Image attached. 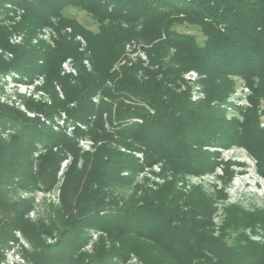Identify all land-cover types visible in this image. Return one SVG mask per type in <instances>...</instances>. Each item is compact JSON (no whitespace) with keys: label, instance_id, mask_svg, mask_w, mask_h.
<instances>
[{"label":"trees","instance_id":"1","mask_svg":"<svg viewBox=\"0 0 264 264\" xmlns=\"http://www.w3.org/2000/svg\"><path fill=\"white\" fill-rule=\"evenodd\" d=\"M8 5L24 11L12 28L26 34L21 46L8 43L11 31L4 22L13 19ZM68 9L87 13L99 32L68 16ZM45 27L59 33L55 48L32 44ZM67 28L72 35L63 33ZM76 36L88 42L90 72ZM132 40L146 45V60L129 58L121 71L113 70ZM0 46L14 55L9 61L0 57V75L15 71L30 80L44 75L47 90L53 93L60 84L66 94V101L54 97L53 107L30 105L31 111L50 117L64 110L72 124L90 126L69 138L0 103V259L19 231L32 245L24 252L32 264H115L132 254L143 264H264V244L242 232L264 230V210L230 208L216 237L214 200L198 188L185 194L172 182L127 198L114 191L131 185L145 165L162 163L175 182L212 173L222 164L218 150L231 147L246 149L264 178V0H0ZM68 58L79 68L77 78L61 75ZM193 71L204 77V98L193 96L187 78ZM237 79L252 92L251 108L236 107L242 120L228 119L223 109ZM7 130L12 134L4 140L1 132ZM82 137L102 144L82 154ZM40 147L46 153L35 158ZM121 148L142 152L144 164ZM68 155L73 160L58 223L52 228L30 223L31 200L15 202L8 193L51 190ZM223 165L226 185L237 175L234 166L245 167ZM92 235L99 239L86 253ZM46 237L56 243L47 244Z\"/></svg>","mask_w":264,"mask_h":264},{"label":"rangeland","instance_id":"2","mask_svg":"<svg viewBox=\"0 0 264 264\" xmlns=\"http://www.w3.org/2000/svg\"><path fill=\"white\" fill-rule=\"evenodd\" d=\"M9 16L13 19L5 20V26L9 27L10 34L8 36V43L11 47L21 46L25 44L27 40V36L23 32H16L12 28L21 21V16L24 13L23 10L12 7L8 5ZM67 15L77 19L82 25H84L89 30L93 31L94 33H98V25L95 21L84 11L75 10V9H68ZM186 28L180 27L178 30L185 31ZM188 30V29H187ZM191 32L198 36L200 40H203V37L199 32L194 29H190ZM63 33H67L72 35V29L67 28L63 30ZM59 39V33L57 30L51 27H45L37 32V34L32 37L31 41L33 45H39L44 43L51 48H55L57 45V40ZM75 41L80 45V52L84 55L83 66L84 68L90 72L92 71V62L90 59L91 52L89 51L88 42L82 36H76ZM147 56L146 52V45L142 42H138L132 40L126 43L124 52L119 58V60L114 64L113 70L121 71L123 67V59L128 57H138V58H145ZM0 57L4 60L9 61L13 59V53L8 50L4 49L0 46ZM65 63V64H64ZM15 72V71H13ZM194 72V71H193ZM17 73V72H16ZM197 73V72H196ZM7 74V73H6ZM19 74V73H18ZM5 74L0 75V101L1 104L4 106H8L25 116L29 117V115L34 116L31 118L32 120H36L40 124H43L45 128L51 129L53 132L56 133H63L69 138H74L75 133L78 132H89L90 126L87 124L84 126L80 124L77 126V129L72 132L71 129H68L67 132H63V128L61 130H56L55 127L52 125L56 122L57 118L63 119L65 123L71 122L70 118L68 117L69 114L67 111L59 110L57 114H53L47 116L45 113L31 111L30 105H43L46 107H53L54 106V97L58 98L61 101H66V94L60 84H54L53 93L47 90V83L46 78L44 75H40L36 77L34 80H30L28 76H21L18 77V82H29L34 83L35 80L40 83V86H21V84H17L16 82L8 81V79H3ZM61 75L64 77H72L77 78L79 76V68L76 66L75 61L72 58L66 59L61 65ZM189 76H193L195 74L188 73ZM198 77L194 81H192V88L197 90H203L202 80L203 76L197 73ZM195 78V77H193ZM236 88L235 91L232 93L234 96L236 93L243 92L244 89H249L250 94L246 96L249 105L244 107H239L240 109H247L251 108V101L250 97L252 92L250 88L246 85L243 80H236ZM100 97L98 96L97 100L100 102ZM229 99V100H230ZM75 105L70 104L69 108H74ZM231 107V109H229ZM234 104L228 101L227 105H224L223 109L227 111L228 119L237 117L238 119L242 120V116L240 115L239 110H236ZM35 113V114H34ZM48 117L52 120L51 122L47 123ZM67 117V121H66ZM30 118V117H29ZM95 117L91 118L92 125L94 124ZM141 123V121L139 120ZM62 124V123H61ZM77 124V123H76ZM109 124V123H108ZM108 124L106 127H108ZM261 127H264V117L261 120ZM12 134L11 130L1 132V136L4 140H8L9 136ZM83 140H87L89 142H93L92 144L89 142H83ZM102 142H96L90 137H82L78 139V148L80 149L81 153H90L93 154L96 152L97 148L100 147ZM114 147L115 144H112ZM214 150V149H213ZM233 151L235 154L232 156L231 159L228 161L226 155H222L221 153L220 160L222 164L219 166L221 168V172H217V168L214 172L204 174V175H186L178 178L175 182V177L171 171H166L164 165L162 163H158V168H151L148 170L149 173L146 175L141 176V172L146 167H151L145 165L144 168L134 175V180L131 185L126 187H116L114 191L117 195H122L124 197H130L137 193L138 196H141L145 191H157L161 189L166 184L174 182L176 187L183 193L189 194L194 189H200L206 196L210 199L214 200V213L212 216V224L214 235L217 237L221 234L222 228L225 224L227 219L228 210L232 207H238L242 210L247 212H256L264 210V187H262L259 183H261V175L257 171V160L252 157L246 149L244 148H237L231 147L227 149H219L218 151ZM56 151V149H55ZM121 151L126 154H131L136 157L141 164H144L145 157L142 152H130L126 149L121 148ZM46 153L45 149L40 147V151L35 153V158H38L41 154ZM244 159L242 162L238 161V159ZM72 157L68 155V157L62 162L60 166V170L57 175V184L51 190H35V191H25V190H14L8 193V198L15 201H23V200H31L32 202V209L26 216V220L30 223L38 226L43 225L48 228L54 227V222L58 223V219L60 216L61 206H62V199H61V189L65 181V176L72 163ZM250 161V169L247 167L241 168L238 167L239 174H237L234 179L231 181L229 185H226L223 181L224 178V166L226 162H234L236 164H248ZM256 162V164H255ZM156 165V164H155ZM235 170V166L233 167ZM236 171V170H235ZM251 172V174L249 173ZM242 172V173H240ZM130 173H124V176H129ZM209 175V176H206ZM206 176V177H203ZM221 194L223 196L221 197ZM242 232L249 237V239L253 242H257L260 244H264V230L260 228L251 229L247 228L242 230ZM15 239H13L7 248L1 250L2 258L0 259V264H32L24 257L25 251L33 250L31 243L29 240L19 231L14 232ZM99 236H93L90 239L88 245L84 248V252L92 253L95 247V244L98 242ZM47 244L53 245L56 243L55 239L51 237L45 238ZM20 259V260H19ZM115 264H143L142 261L139 259L138 256L132 254L129 259L118 261Z\"/></svg>","mask_w":264,"mask_h":264},{"label":"built area","instance_id":"3","mask_svg":"<svg viewBox=\"0 0 264 264\" xmlns=\"http://www.w3.org/2000/svg\"><path fill=\"white\" fill-rule=\"evenodd\" d=\"M137 59L138 57H128V58H124L123 59V66L126 64V62H127V60L126 59ZM146 58H147V56L145 57V58H141V59H143V60H146ZM65 64V63H64ZM190 73H193V74H195V75H193L192 77L191 76H189L188 74H187V78L192 82V81H194L195 79H197V77H198V75H197V73L196 72H190ZM19 75L20 74H18V73H16V72H10V73H7V74H5L3 77V79H8V81H12V82H16L17 84H21V86L23 87V86H33V85H35V86H40V83H38V81L37 80H35V82L34 83H27V82H18V77H19ZM193 77H195V78H193ZM192 84V83H191ZM193 93H194V97L195 98H197L198 97V95L200 96V97H205V94H204V92H203V90H197V91H195L194 89H193ZM250 94V91H249V89H244V91L243 92H239V93H236L234 96H232V98L229 100V102L230 103H232V104H234L235 106H237V107H244V106H247V105H249V103H248V101H247V98H246V96H248ZM97 98L98 97H96V99L94 100L95 102H98V100H97ZM0 103H1V101H0ZM129 103V102H128ZM229 109H231V107H229ZM35 114V113H34ZM29 117L30 118H34V116H31V115H29ZM52 121V120H51ZM49 119L48 120H46V122L47 123H49V122H51ZM66 121H67V117H66ZM62 123V124H61ZM52 125H53V127H55L56 128V130H61L60 128H63L62 130H63V132L65 131V132H67V130L68 129H71L72 130V132L73 131H75L76 129H77V126L78 125H80V123H77V124H72L70 121L69 122H67V123H65V121L63 120V119H59L58 120V118H57V120H56V122H54L53 123V121H52ZM83 125V124H82ZM83 142H89V141H87V140H83ZM89 143H93V142H89ZM221 153H223L222 155H226L228 158H226V160L228 161L229 159H231L232 158V156H234V152L233 151H223V150H221ZM228 155H232L231 157L230 156H228ZM243 161H244V159H242ZM242 160L239 158L238 159V161H240V162H242ZM250 161H248V164L246 163V166L245 167H247L248 169H250ZM255 164H256V162H255ZM239 166H235V170H236V172H237V174H239V170H237V168H238ZM151 168H158L157 167V164L156 165H154V166H151V167H146L142 172H141V176H143V175H146V173H149L148 172V170H150ZM241 168H244V167H241ZM217 172H221V168L219 167L218 169H217ZM249 173L251 174V172L249 171ZM206 176H209V175H206ZM206 176H203V177H206ZM261 181V183H259L262 187H264V178L263 179H261L260 180ZM96 236V235H95ZM20 260V259H19Z\"/></svg>","mask_w":264,"mask_h":264}]
</instances>
